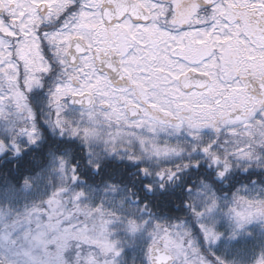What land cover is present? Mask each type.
<instances>
[{
	"label": "snow or ice",
	"instance_id": "1",
	"mask_svg": "<svg viewBox=\"0 0 264 264\" xmlns=\"http://www.w3.org/2000/svg\"><path fill=\"white\" fill-rule=\"evenodd\" d=\"M0 264H264V0H0Z\"/></svg>",
	"mask_w": 264,
	"mask_h": 264
}]
</instances>
